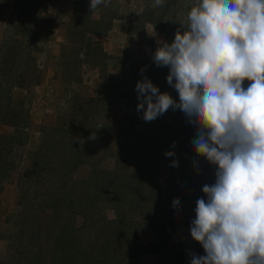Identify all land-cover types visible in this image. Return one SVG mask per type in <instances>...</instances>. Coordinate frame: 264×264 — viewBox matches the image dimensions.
Here are the masks:
<instances>
[{"label": "rangeland", "instance_id": "1", "mask_svg": "<svg viewBox=\"0 0 264 264\" xmlns=\"http://www.w3.org/2000/svg\"><path fill=\"white\" fill-rule=\"evenodd\" d=\"M26 1L28 0H0V115L7 110L15 114L18 117L16 122H19L16 129L0 124V134L13 133L17 135L19 132L26 138L25 140L21 138L24 140L22 145L11 149V146L6 144L8 146H5L1 151L6 162L14 163L15 168L11 169L6 165L3 167V175L0 171V264H26L27 260L32 262L35 257L26 253L27 246L33 241L31 236L35 235L39 229L50 225L54 227L52 233L57 235L60 229L59 218L60 223H64V218L67 216L70 217V221L68 222L66 219L67 223L61 229L62 234L57 235L59 238L75 233L78 235L75 245L86 247L95 238H98L96 243H99L105 235L99 230V227L104 221L115 217L110 203L103 200L102 195L90 199L86 197L90 202L83 203L86 206L84 211H70V207L64 209L57 204L62 199L56 196L64 197L68 190H72V187L77 188L74 195L79 192L83 194V189H80L81 187L78 185L81 179L88 183L89 180L97 177L105 178L107 175L106 172L102 175L97 173L98 169L114 171L123 180L130 178L135 170L134 161L136 159L143 160L144 151L150 145L145 140L148 130V126L147 128L145 126L149 125V122H146L145 125L141 123V128V125L130 121L132 120L131 116L134 115L133 112L136 111L131 110L132 106H135L134 101V103L131 101L128 104L114 102L106 110L89 118L86 126L91 132L90 136L95 134V137H90L88 141L79 140L80 136L76 133L79 129L77 124L79 120H82L80 119L81 114H76L79 117L75 116L71 126L63 128L68 132V135L66 131L56 129L64 119H69L67 113H70L71 109L72 95L69 96L71 92L79 96L99 98L102 95V83H104V81L99 82L96 69L85 62L79 66V82L72 81V69L68 73H63L62 62L65 60L63 54L68 52L70 46L62 34L63 24L67 22L66 20H70L71 16H76L82 9L87 10L90 18L95 20L99 19L101 13L113 14L109 33L99 37V40L104 51L112 56L106 63V72L112 78L114 77L113 79L120 89L137 84L135 81L138 79H132L129 75L134 72L129 64L143 63H140V68L136 67L135 69L138 74H145L149 65H151V71L156 69L157 65L153 61V55L159 46L158 42L165 41L163 34L156 33L150 21L146 20L143 23L142 31L139 26L133 24V21L144 9L155 7V0H108L107 5H98L94 10L89 7L91 0H41L45 12L52 14L56 20L54 28L40 23L30 25L28 18L23 21L21 11ZM198 3L199 0H176L174 4H170L165 16L169 24H167V28L170 30L168 36L170 41L174 40L178 29L181 33L186 31V27L182 23L187 24L191 7ZM73 8L76 9L75 13ZM156 14L155 9L154 15ZM130 25H132V29L129 28ZM92 38H96V36H92ZM28 42L32 44L27 45ZM63 42L64 47L61 45ZM73 47L76 48V46ZM25 52L34 54L38 59L36 64L42 65L38 72L40 73L39 82H30L27 89L10 87V81L13 80L10 74L17 66L24 65L23 60L13 62L10 71L6 73L3 71L11 64L14 59L13 55L17 53V57L20 58L24 56ZM150 74L153 79L154 74ZM69 75L68 79L71 81L64 82L63 77ZM250 84L251 81H249ZM87 110L89 114L93 113L91 109ZM164 114L175 118L174 121L172 120V124L175 127L178 125V120L181 117L177 111L168 110ZM158 122H160L159 118ZM139 134H141L140 142ZM69 135L71 137L68 139ZM79 142L86 146L88 154L83 158L82 163L78 162L75 170L70 173L67 181V184L70 183V185L63 186L62 182L60 183L61 170L55 177L52 176L53 178L47 177L43 171L40 172L37 184L30 182L31 174L24 175V169L28 168L30 163V155L34 153L37 146L40 147L44 143L42 148L44 149L45 145L51 146L52 144V147L54 146L57 150L65 147L67 152L65 158L69 159L70 155L68 154L73 151L72 144L78 145ZM186 160L189 166L183 170V173L192 178L197 174L196 166L209 162L205 157L198 155L193 146L192 154L187 155ZM141 167L139 166V169ZM153 172L149 176L158 183L159 187H165V180L171 175L170 172L161 163L155 166ZM98 192L102 193V188ZM203 198L207 200L206 195ZM194 200L195 196L190 195V192L187 191L184 200H179V206L184 211H171L161 217L157 216L155 222L162 223L164 228H167V225L175 220L180 222L184 218L185 207L188 209L193 203V207L189 209L191 215L188 219L191 225V221L196 218L197 205ZM147 203L148 201H146ZM189 203H191L190 206ZM158 209L157 214L161 212L159 207ZM72 212L73 214L69 215ZM138 220H140L138 215L129 213L128 222L134 223ZM123 231L125 234L126 230ZM171 232L167 241L161 244L159 254L141 252L139 258L129 256L126 251L128 244L124 243L122 234L119 236L117 234L118 238L110 242L109 252L105 254L108 257L107 264H114L115 260L121 261L124 253H126L125 258L129 264H191L193 254L206 255L200 242H198V248L194 245L195 239L191 236L189 225L176 223ZM161 238V235L156 234L155 230L137 228L134 241L139 244L153 242L160 244ZM35 242L36 240L33 244ZM55 245L57 248L58 243L55 242ZM55 247L49 252L59 258L60 252ZM45 256L47 257L48 254ZM92 263L94 264V261ZM37 264L44 263L37 261Z\"/></svg>", "mask_w": 264, "mask_h": 264}, {"label": "clouds", "instance_id": "2", "mask_svg": "<svg viewBox=\"0 0 264 264\" xmlns=\"http://www.w3.org/2000/svg\"><path fill=\"white\" fill-rule=\"evenodd\" d=\"M107 3L91 0L89 7ZM182 24L186 31L158 42L153 55L169 68L179 102L144 77L136 84L137 111L150 122L180 109L196 129L194 151L218 165L190 226L206 255L193 254L191 264H264V0H199Z\"/></svg>", "mask_w": 264, "mask_h": 264}, {"label": "trees", "instance_id": "3", "mask_svg": "<svg viewBox=\"0 0 264 264\" xmlns=\"http://www.w3.org/2000/svg\"><path fill=\"white\" fill-rule=\"evenodd\" d=\"M32 1L33 2L28 0L23 4L24 8L21 11L23 21L25 18H28V24L30 25L40 23L47 27L54 28L56 20L52 14L45 12V8L41 3L42 1ZM175 1L176 0H163V4L161 6L154 5V8L144 9V11L133 21V24L139 26L140 31H142L143 23H145L146 20L150 21L154 26L156 33L163 34L165 41L171 43L172 41L168 39L170 30L167 28L168 23L165 16L168 13L170 4H174ZM30 3L33 4L29 5ZM75 8H73L74 13L76 10ZM155 9L157 11L156 15H154ZM112 15L113 14L101 13L99 15V19L95 20L90 18L87 10L85 11L82 9L76 14V16H71L70 20H66L67 22L62 26L64 39L67 40L70 45L67 52L68 54H63V57L65 58L64 62H62L63 73H68L72 69V81L79 82V66L82 62H85L90 65V67H94L96 69L98 72L99 82L104 81V83H102V95L99 98L79 96L74 93L72 94L71 92L69 95H72L71 109L70 113H67L69 119H64L63 122L57 126L58 128H56L58 130L62 129L63 132L66 131L63 130V128L71 126L75 116L76 118L79 117L76 114H81L80 119L82 120H79L77 124L79 129L76 133L80 136L79 140L83 141H88L90 137H95V134L90 136L91 132L86 126L87 120L95 114L97 115L103 110H106L109 105L114 102H123L128 104L129 102L134 101L135 106H132L131 110L134 109L136 111L133 112L134 115L131 116L132 120L130 121L136 123L137 125H141V128L142 124L145 125L146 122H148L142 119V112L137 111L138 95L136 92V84H133L132 87L129 88L125 87L120 89L117 82L114 81V77L112 78L106 72V63L112 56L104 51L99 37L106 36L109 33ZM129 28L132 29V25H130ZM92 36H96V38H92ZM35 38L36 37L34 36V39ZM29 43L30 45L32 44L31 42H28L27 45H29ZM61 45L64 47V42ZM73 46H76V48ZM21 57H17V53L16 55H13L14 59L11 61V64L7 66L8 68L3 71V73L10 71L13 62L23 60L24 65L20 67L17 66L14 69V72H11L10 74V77H13V80L10 81V87L14 86L17 88L27 89L30 82H39L40 73L38 72L42 68V65L39 66L36 64V60H38L37 57L29 52H25L24 56L22 58ZM140 63L143 64L142 62ZM140 63L129 64V67L134 69V72L129 74L130 77L132 79H138V81L142 80L144 77L151 79L150 73H153L154 78L151 79V81L153 84L158 86L159 91L168 92L174 100L179 102L178 91L167 83L169 68L167 66H157L156 69L151 71V65H149L148 71L144 72L145 74H138L135 72V69L136 67L140 68ZM69 77L70 75L63 77L64 82L66 80L71 81L68 79ZM138 81H135V83ZM248 85L249 80L245 79L242 87L246 89ZM87 109H91L93 113L89 114ZM168 110L177 111L180 114L181 118L178 120V125L175 127L172 124V120L174 121L175 118L171 115L163 114L158 117L160 122H158V118H156L155 120L150 121L149 125L145 126V128L148 126L145 140L146 143H150V145H148L144 151L143 160L139 161L136 159L134 161L135 170L134 174H132L130 178L128 177L123 180L120 176H117L114 171L111 172L108 170L104 171L102 169H98L97 173L102 175V173L106 172L107 175L105 178L97 177L96 179L89 180L88 183L86 180L81 179L78 185L81 187L80 189H83V194L78 191L80 194L78 193L74 195L73 193L77 188L72 187V190H68L64 197L56 196L57 198L62 199L57 202L59 206H62L64 209L70 207V211L73 210L82 212L86 209V206L83 203L90 202L88 199L91 197L94 198V196L102 195V199L109 202L112 206L113 213L115 215L114 218L104 221V223L101 224V227H99V230L105 234L102 240H100L99 243H96L98 238H95L93 242L84 247L79 244L75 245L76 241H78V235L75 233H70L67 234V236L59 238L57 235L62 234L61 229H63V225L67 223L66 219H68V222L70 221V217H65L64 223H60L61 220L59 218L60 229L58 230L57 235L52 233L54 227L50 225L44 229H39L35 235L31 236L33 237V241H31L32 244L27 246L26 253L35 258H33L32 262L27 260L26 264H37V261L44 264H93V261L94 264H107L108 257L105 254L109 252L108 246L110 245V242L115 240V238H118L121 234L123 235L122 237L124 243L128 244L126 247L128 250L126 251L129 256L139 258V253L141 252L159 254L161 244H164L167 241V238L169 234L172 233L171 231L176 226V223L191 226L188 219L191 215V211H189V209L193 207V203L192 205L189 203V206H191L188 209L185 207V215L180 222L175 220L168 224L167 228H164L162 223L155 222V219L157 216L161 217L171 211H184V209L180 206L178 208H174L173 201H183L187 191L190 192V195L195 196L194 201L204 197L206 194L203 193L202 188L205 184H214V179H216L214 176L215 169L218 165H213L208 162L201 166H196L195 171L197 174L194 178L183 173V170L187 169L189 166L186 156L192 154V140L196 136V129L188 122L184 113L180 109L173 110L170 107ZM17 120L18 117L7 110L0 115V124L13 127L14 129L19 126V122H16ZM61 125H63L62 128H59ZM57 135L59 134L57 133ZM70 137L71 136L69 135L68 139ZM138 137L140 142L141 134H139ZM21 138L24 140L26 139L19 132L17 135L13 133L7 135L0 134V171H2V175L4 166L6 167L7 165L11 169L15 168L14 163L6 162L4 154L1 152L2 149L6 146V144L11 146V149L22 145L24 140ZM43 144L44 143H42L40 147L37 146L36 150L33 151L34 153L30 155V163L28 168L24 169V175L27 176V174H31L32 179L30 182L37 184L39 183L38 176L40 172L43 171L47 177L50 176L49 178H53L52 176L55 177L58 174L57 172L61 170V173L59 174L60 183L62 182L63 186L70 185V183L67 184L70 173L72 170H75L78 162L82 163L83 158H85L88 154L86 146L80 142L78 145L72 144L73 151L68 154L70 155V158L66 159L65 156L67 155V152L65 151V147H61L60 150H57L54 146L52 147V144L51 146L47 144L44 149H42ZM57 144L59 145V143ZM173 144H175L174 148ZM168 150L174 151L175 155L166 156L165 152ZM173 160L178 161V166H172ZM159 163L163 164V166L171 174L168 178H166L165 187L163 188L159 187L158 183H156L154 179L149 176L154 173L153 170H155V166L159 165ZM139 166L142 167L139 169ZM202 171L204 172L201 175ZM25 188L28 187L25 186ZM101 188L102 193L98 192ZM86 197H88V199H86ZM146 201H148L147 204ZM55 206L57 205L55 204ZM158 207L161 212L157 214V211H159ZM129 213H135L139 216L140 220L135 221L134 223L128 222L127 218L129 217ZM72 214L73 212L69 215ZM137 228L155 230L156 234L158 233L162 237L161 243L154 244L153 242L148 244H139L135 242L134 240ZM123 230H126L125 234ZM113 236L114 239H112ZM56 237L58 238L57 241ZM34 240H36L35 244H33ZM55 242L56 244L58 243L57 248L55 247ZM198 242L199 241L195 240L194 245H196V248H198ZM51 246L55 247L56 250H59V258L56 255L53 256L49 252L53 249ZM46 254H48L47 257L45 256ZM125 257L126 253L123 254V259L121 261L115 260L114 264H129Z\"/></svg>", "mask_w": 264, "mask_h": 264}]
</instances>
